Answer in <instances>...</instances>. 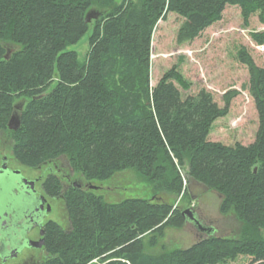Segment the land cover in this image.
<instances>
[{"label": "trees", "instance_id": "trees-1", "mask_svg": "<svg viewBox=\"0 0 264 264\" xmlns=\"http://www.w3.org/2000/svg\"><path fill=\"white\" fill-rule=\"evenodd\" d=\"M228 6L241 8L244 25L254 14L264 24V0H0V131L10 135L15 159L37 169L66 157L87 183L133 169L151 193L109 202L49 173L43 187L62 197L68 223L49 220L43 259L20 264H225L239 256L264 264V66L246 47L238 52L258 112L249 145L209 139L237 90L221 107L205 88L183 98L178 85L189 84L177 67L151 83L158 22L170 12L183 17L177 42L184 44ZM90 11L100 14L94 22ZM91 25L81 62L69 47ZM252 37L264 45V32ZM14 113L20 126L11 130ZM183 174L222 195L220 212L237 216L240 235L209 233L189 247L155 251L167 228L187 220L171 199L188 195Z\"/></svg>", "mask_w": 264, "mask_h": 264}, {"label": "rangeland", "instance_id": "rangeland-1", "mask_svg": "<svg viewBox=\"0 0 264 264\" xmlns=\"http://www.w3.org/2000/svg\"><path fill=\"white\" fill-rule=\"evenodd\" d=\"M91 12V11H90ZM88 12V13H90ZM94 19V18H93ZM92 19V20H93ZM184 18L174 12L167 14L166 19H161L152 37L151 55V83L155 86L162 76L177 67V71L189 84L188 89L178 85L183 98L197 94L202 88L210 91L214 100L223 107V95L230 90H237L238 94L232 100L229 113L218 118L209 133V139L233 145L241 142L249 145L255 141L259 121L255 102L249 94L247 84L249 71L247 66L239 60L238 52L246 47L255 63L264 66V45L257 44L252 34L264 32L258 15L254 14L248 26L244 20L239 6H228L224 10L223 18L206 28L195 40L179 44L177 33ZM94 22V20H93ZM93 32L91 25L84 37L69 49L78 52L79 60L86 59L90 48L89 37ZM13 142L7 132L0 131V165L4 157L8 158L9 167L20 170L31 179L48 174L51 169H56L52 164H45L41 169H33L19 163L12 152ZM59 167L65 170L72 182H83L81 176L71 170L66 157L59 160ZM184 181L188 188L187 196H171L176 201L177 208L181 211L190 208L197 218L206 227L199 229L193 220L187 219L180 228H167L163 238L159 239L155 251L170 250L174 248H186L209 233L217 236H238L241 232V221L233 213L222 214L220 204L222 195L215 189L205 186L191 177ZM89 186H95V192L102 195L109 202H117L129 197H149L151 195L148 183L133 169H127L115 173L110 179L103 182H88ZM41 192L42 186L36 184ZM87 187V186H86ZM52 210L46 220H54L67 226L68 218L62 199L49 197ZM211 228V230H210ZM40 235L36 231L31 237ZM36 240V239H34ZM25 253L10 260L7 264L33 263L43 259L45 252L32 244ZM251 258L239 256L235 260L225 264H250ZM1 264V259H0Z\"/></svg>", "mask_w": 264, "mask_h": 264}, {"label": "flooded vegetation", "instance_id": "flooded-vegetation-1", "mask_svg": "<svg viewBox=\"0 0 264 264\" xmlns=\"http://www.w3.org/2000/svg\"><path fill=\"white\" fill-rule=\"evenodd\" d=\"M61 158L49 163L56 168L51 169L49 173H54L61 177L63 185L67 186L72 181L65 170L59 167ZM8 160V158L4 157L0 165L1 264H7L8 261L24 254L27 248H32L31 241L34 239H36L35 241H39L42 237L44 239L45 225L49 221L46 220V217L52 210V204L49 199L51 196L46 193L43 187L46 175L49 173L31 179L24 175L22 171L11 169ZM37 183L42 186L41 192L37 189ZM85 183L80 182L77 186L86 187ZM34 231L40 236L31 239L30 237ZM39 249L44 251V247H39Z\"/></svg>", "mask_w": 264, "mask_h": 264}, {"label": "water", "instance_id": "water-1", "mask_svg": "<svg viewBox=\"0 0 264 264\" xmlns=\"http://www.w3.org/2000/svg\"><path fill=\"white\" fill-rule=\"evenodd\" d=\"M99 16H100V14L98 12H94V11L93 12H90V13L87 14V21L90 22L93 18L94 19H97ZM19 108H21V107H19ZM19 126H20L19 114L14 113L12 115L10 121H9L8 127L11 130H16V129L19 128ZM78 183L79 182H76L75 185H79ZM91 187H95V186H92L91 185ZM182 215L184 217H186L187 219L193 220L194 223L196 224V226L199 229H202V230H206L207 229L206 227H204L203 225H201V222L197 219V217H195V213L190 208L183 210L182 211ZM210 230H211V228H210ZM30 238L33 239V237H30ZM32 244H34V245H36L38 247H44V239H43V237H42V239H39V241H35V240L31 241V245Z\"/></svg>", "mask_w": 264, "mask_h": 264}]
</instances>
